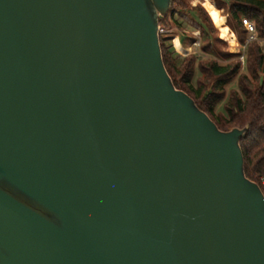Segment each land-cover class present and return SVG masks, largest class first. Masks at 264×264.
<instances>
[{
  "label": "water",
  "instance_id": "obj_1",
  "mask_svg": "<svg viewBox=\"0 0 264 264\" xmlns=\"http://www.w3.org/2000/svg\"><path fill=\"white\" fill-rule=\"evenodd\" d=\"M174 0H0V264H264L242 139L169 74Z\"/></svg>",
  "mask_w": 264,
  "mask_h": 264
},
{
  "label": "trees",
  "instance_id": "obj_2",
  "mask_svg": "<svg viewBox=\"0 0 264 264\" xmlns=\"http://www.w3.org/2000/svg\"><path fill=\"white\" fill-rule=\"evenodd\" d=\"M210 1L214 6H222L220 2L217 5L215 1ZM230 2L229 16L238 27L249 30L242 21L243 17H247L254 21L258 37L264 38V0H230ZM172 8L186 12L199 22L204 35L207 32L208 35L201 42V49L205 51L208 47H212L210 30L215 28L206 8L201 4L189 7L185 0H174ZM225 19L227 23V15ZM160 24L170 25L167 18L162 19ZM222 35L224 36L223 33ZM224 38L228 40L227 36ZM161 45L166 68L176 87L188 92L220 129L243 128L249 124V130L241 142L245 157V173L248 178L258 182L264 190L262 181L264 177V44L258 41L246 44L242 54L245 59L244 64L240 60L222 64L214 58L199 57L196 52L187 55L178 63L174 50L168 45L167 38L162 35ZM198 73L200 76L197 75ZM235 80L237 88H231L228 92L227 86ZM221 103L224 104L223 110L219 111Z\"/></svg>",
  "mask_w": 264,
  "mask_h": 264
},
{
  "label": "rangeland",
  "instance_id": "obj_3",
  "mask_svg": "<svg viewBox=\"0 0 264 264\" xmlns=\"http://www.w3.org/2000/svg\"><path fill=\"white\" fill-rule=\"evenodd\" d=\"M185 1L187 2V5L189 7L201 4L204 8L207 9L208 13L209 11L207 5H212L215 9H221L222 25L219 26L209 13L214 22L213 25L215 29L210 30V40L212 47H208V49L204 51L203 49H201L200 45L201 42H203L202 40L208 35L207 32H205L204 35L203 28L199 24V22H197L195 19H193L190 15H188L181 9L173 10L172 4L169 13L166 15L165 18H163V20L167 18L169 20L170 25H163L164 28H166L168 31L162 34V37L164 36L167 38V43L169 46H171L172 50H174L178 63H180L181 60L187 55L196 52L199 57L214 58L222 64L235 62L236 60H240L242 64H244L245 59L244 55L242 54L246 48V44L250 43L251 41H258L260 44H264V38H259L257 35L254 21L250 20L247 17L242 18V21L244 20V18H247L253 23L255 29L251 31L249 27V30H246L245 27L241 29L240 27H238L236 22H234L230 18V0H213L216 2L217 5L218 2H220L222 4L221 7L214 6V3H212V1L210 0H207L206 4L203 2H198L197 0ZM226 15L227 23L225 19ZM230 19L231 22L229 23ZM243 24L246 25L244 21ZM219 30L224 34L225 37H228V40L224 38V36ZM243 39L245 40L244 42L242 41ZM197 75L200 76L199 73ZM231 88H237L236 80L227 86L228 92ZM223 105L224 104L222 103L219 105V111L223 110Z\"/></svg>",
  "mask_w": 264,
  "mask_h": 264
},
{
  "label": "bare ground",
  "instance_id": "obj_4",
  "mask_svg": "<svg viewBox=\"0 0 264 264\" xmlns=\"http://www.w3.org/2000/svg\"><path fill=\"white\" fill-rule=\"evenodd\" d=\"M198 2L207 3V0H197ZM208 11L210 15L213 17L215 22L221 26L222 25V15H221V9H215L212 5H207Z\"/></svg>",
  "mask_w": 264,
  "mask_h": 264
},
{
  "label": "built area",
  "instance_id": "obj_5",
  "mask_svg": "<svg viewBox=\"0 0 264 264\" xmlns=\"http://www.w3.org/2000/svg\"><path fill=\"white\" fill-rule=\"evenodd\" d=\"M243 21L247 25V27H249V29L251 31H253L255 29L253 23L250 20H248L247 18H244ZM159 31H160V34L162 35V34L166 33L168 30L166 28H164L163 25L160 24ZM262 181H263V184H264V177H262Z\"/></svg>",
  "mask_w": 264,
  "mask_h": 264
}]
</instances>
